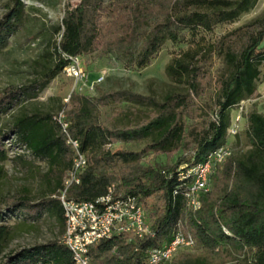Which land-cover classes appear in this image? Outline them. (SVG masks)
I'll return each mask as SVG.
<instances>
[{
  "label": "trees",
  "instance_id": "trees-1",
  "mask_svg": "<svg viewBox=\"0 0 264 264\" xmlns=\"http://www.w3.org/2000/svg\"><path fill=\"white\" fill-rule=\"evenodd\" d=\"M10 2L0 20V50L18 32L23 19L25 3ZM255 2L79 0L75 7L66 3L55 28L59 34L54 46L56 61L33 82V90L46 87L63 73L68 62L63 54L116 55L125 66L143 69L158 58L167 42L189 44L166 67L167 75L186 89L169 92L162 99L125 89L97 88V95L73 91L69 103L55 114L23 107L17 110L29 89H7L0 96V119L14 113L8 129L0 133V182L7 177L4 161L11 160L14 166L31 172L38 160L48 166L41 176L49 188L48 195L35 200L22 186L0 202V264H76L61 241L65 217L58 196L74 159L58 120L63 110L67 130L80 141L87 158L81 182L68 188V197L95 201L110 188L115 196H135L154 233L131 240L128 234L102 239L90 247L89 264H146L149 251L170 241L178 228L192 235L198 251L196 255L181 253L173 259L175 264H264V113H249L245 130L249 149L240 156L232 153L217 168L198 210L186 206L190 178L182 177L228 142L232 113L252 96L264 75V23L239 52L228 44L236 38V31L212 44L202 33L235 21ZM212 52L223 56L228 74L221 83L217 109L210 115L207 105L199 106L197 101L211 85L208 63ZM143 140L148 142L140 151L112 148L117 143ZM5 141L10 143L8 148ZM148 154L164 155L166 163L157 167L145 164ZM44 213L55 218L60 237L6 253L17 231L11 219L19 218L20 226H26ZM236 254L250 259L235 262Z\"/></svg>",
  "mask_w": 264,
  "mask_h": 264
},
{
  "label": "rangeland",
  "instance_id": "rangeland-1",
  "mask_svg": "<svg viewBox=\"0 0 264 264\" xmlns=\"http://www.w3.org/2000/svg\"><path fill=\"white\" fill-rule=\"evenodd\" d=\"M22 1L25 3V8L19 30L9 37L7 45L0 50V96L4 95L9 88L26 87L29 89L28 94L21 96L16 106L17 110L23 107L26 110L38 109L55 114L64 104L69 103L75 81L61 73L44 88L33 90L32 85L35 80L41 79L56 61L54 46L59 39V34L55 28L63 17L66 3L75 7L79 0ZM9 5H11L10 0H0V20L7 13ZM102 21L104 22L106 19L103 18ZM263 23L264 0H256L251 9L242 13L235 21L217 25L211 33H202V35L205 36L208 43L212 44L219 37L236 31V38L228 44L231 49L239 52L246 45L249 37ZM188 46V43L167 42L158 58L143 69L125 66L116 55L109 58H100L95 54L85 55L83 62L88 73L86 84H91L102 75L104 76L102 82L95 85L96 89L91 93L92 95H97V88L103 91L125 89L143 95L154 94L158 99H162L169 92L184 91L186 86L174 82L167 75L166 67ZM223 59V56L217 52L210 54L208 70L211 73V85L206 94L197 101L199 106L207 105L210 115L217 109L216 102L221 83L228 74ZM242 107L243 119L240 133L236 137L230 138L229 141L233 153L237 156L243 155L249 149L245 140L249 113L254 111L264 113V75L258 79L256 90L252 96L242 102ZM13 113L9 112L0 119V133L8 129ZM234 113L235 111L232 114ZM147 142L148 140L117 143L112 148L140 151ZM4 146L5 148L10 146L8 141L4 142ZM16 150L21 152L19 149ZM12 156L13 152H10L9 157ZM175 160L176 157L173 161ZM144 163L157 167L166 163V157L148 154L144 157ZM2 164L7 171V177L0 182V202L17 192L22 186L30 190L35 200L48 195L49 186L41 176L47 171L46 162L36 160L31 172H27L20 165L14 166L11 160H6ZM150 204H153V200H150ZM20 220L19 218L11 219V223L17 227V231L6 253L20 250L26 246H33L36 243H46L60 237V228L55 218L46 213L39 220H30L26 226H20ZM194 246L181 250L174 260L181 253L196 255L198 250ZM247 254L250 255V253ZM235 256V262L244 260L246 257L250 259V256L246 254H236ZM174 260L170 264H175Z\"/></svg>",
  "mask_w": 264,
  "mask_h": 264
},
{
  "label": "built area",
  "instance_id": "built-area-1",
  "mask_svg": "<svg viewBox=\"0 0 264 264\" xmlns=\"http://www.w3.org/2000/svg\"><path fill=\"white\" fill-rule=\"evenodd\" d=\"M62 56L68 61L63 74L75 81L73 91L93 93L95 85L102 82L104 76L91 84H86L88 73L83 57L68 54ZM242 102L232 114L231 124L227 130L228 142L210 152L203 163L192 166L182 173L183 178H190L185 196L188 209L198 210L201 207V195L211 189L213 174L232 155L233 150L229 141L240 133L243 119ZM64 117L63 110L59 113L58 120L66 133V143L74 152V159L73 167L64 180V188L58 196L65 217L61 241L70 249L75 263L89 264L90 247L102 239L122 234H128L129 240L154 236L151 225L147 222L144 206L135 196H115L110 188L107 195L98 197L95 201H76L68 197V188L74 183L81 182L80 175L87 167V158L81 151L80 141L69 134L68 123L64 121ZM194 245L195 239L192 235L185 234L178 228L170 241L149 251L146 264H170L181 250L190 249Z\"/></svg>",
  "mask_w": 264,
  "mask_h": 264
}]
</instances>
